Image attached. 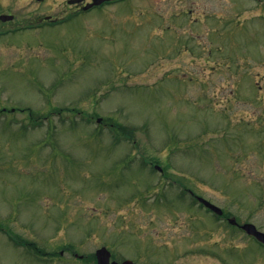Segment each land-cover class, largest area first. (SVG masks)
<instances>
[{"label":"rangeland","instance_id":"rangeland-1","mask_svg":"<svg viewBox=\"0 0 264 264\" xmlns=\"http://www.w3.org/2000/svg\"><path fill=\"white\" fill-rule=\"evenodd\" d=\"M63 1L0 0L65 19L0 34V264H264L187 193L264 232V0Z\"/></svg>","mask_w":264,"mask_h":264},{"label":"flooded vegetation","instance_id":"flooded-vegetation-1","mask_svg":"<svg viewBox=\"0 0 264 264\" xmlns=\"http://www.w3.org/2000/svg\"><path fill=\"white\" fill-rule=\"evenodd\" d=\"M45 0H33V2L34 3H36V4H40V3H42V2H44ZM64 3V8L62 9H60V12H62V15H65L64 17H67V16H70V15H75V14H78V13H81V12H87V11H89V10H91V9H94V8H99V7H103L104 5H106V4H111V3H113L114 2V0H110V1H107V2H104L103 4H101V5H99V6H96V7H92V8H90V9H88V10H83V7H84V5L86 4V3H88V2H90V0H82V1H80V2H74L73 0H64L63 1ZM0 15H2L1 13H0ZM38 15V17H37V19H36V22L37 23H35L34 25L36 26V28H41V26L44 24V25H56V24H58V22H59V20H58V18L56 17V16H50V15H43V16H39L40 14H37ZM5 17H7V21H1V19H0V26H2L3 24H5V23H7V22H11L12 20H14V15L13 14H7V15H4ZM24 25H29V22H25L24 23ZM23 25V26H24ZM43 25V26H44ZM0 30H2V28L0 29ZM11 30H14V29H11ZM8 31H10V30H8L7 29V31H3V32H8ZM2 32V31H1ZM226 220H227V218H225ZM241 232V231H240ZM243 233V232H242ZM244 236H246V237H248L249 239H252L253 241H255V242H257L253 237H251V236H247V235H244ZM215 246H217L216 244H217V242H212ZM257 243H259V242H257ZM260 244V243H259ZM261 245V244H260ZM214 246V247H215ZM75 246H72V245H67L65 248H66V250H69V253L71 254H73V256L75 257V258H78V259H82V256L80 255V256H78L77 255V251H75L74 248ZM102 247H105V246H103V245H101V246H99L98 248H96L95 249V251H94V254H92V258H93V255H94V257H95V252L99 249V248H102ZM77 248V247H76ZM212 254H216V253H213V252H211ZM215 257H217V258H223L221 255H218V256H215ZM86 259H88L89 258V256L88 255H86V257H85ZM112 260V259H111Z\"/></svg>","mask_w":264,"mask_h":264},{"label":"water","instance_id":"water-1","mask_svg":"<svg viewBox=\"0 0 264 264\" xmlns=\"http://www.w3.org/2000/svg\"><path fill=\"white\" fill-rule=\"evenodd\" d=\"M75 1L78 2V1H81V0H75ZM103 1H107V0H91V3H88L84 7V9H88V8L94 6V5H99ZM0 19L2 21H4V20H7V17L1 16ZM198 200L201 203H203L206 207H208L212 211H214L215 213L221 214V211L217 207H215L214 205L210 204L206 200H204L202 198H198ZM229 222L231 224H236L234 219H230ZM241 229L244 230L248 235L254 236L258 241H260L261 243L264 244V233L258 232L253 225L244 224V225L241 226ZM109 258H110V253L105 248H101V249L96 251L97 264H117L116 262L109 263ZM121 264H133V262H131L129 260H125Z\"/></svg>","mask_w":264,"mask_h":264},{"label":"trees","instance_id":"trees-1","mask_svg":"<svg viewBox=\"0 0 264 264\" xmlns=\"http://www.w3.org/2000/svg\"><path fill=\"white\" fill-rule=\"evenodd\" d=\"M26 246H29V247H31L33 244L32 243H28V242H25L24 243Z\"/></svg>","mask_w":264,"mask_h":264}]
</instances>
